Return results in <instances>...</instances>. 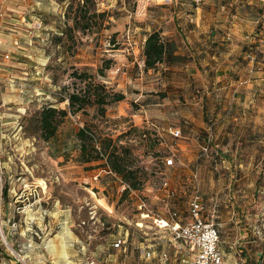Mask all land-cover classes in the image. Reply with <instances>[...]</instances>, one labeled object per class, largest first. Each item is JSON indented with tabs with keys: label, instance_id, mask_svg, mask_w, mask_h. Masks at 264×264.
<instances>
[{
	"label": "rangeland",
	"instance_id": "374dc122",
	"mask_svg": "<svg viewBox=\"0 0 264 264\" xmlns=\"http://www.w3.org/2000/svg\"><path fill=\"white\" fill-rule=\"evenodd\" d=\"M147 2L0 0V264H194L195 251L142 218L137 203L185 223L195 190L203 218L219 230L222 264H264V30L241 48L238 74L217 80L201 61L188 76L180 60L145 72L136 27L151 9L169 14ZM82 3L103 16L69 31ZM196 79L214 113L201 114ZM224 80L228 88L218 89ZM83 91L92 103L80 110L59 102ZM97 93L104 104L93 101ZM113 93L124 98L112 101ZM48 104L68 112L44 141L35 118ZM81 127L123 147L138 189L125 191L104 157L79 161Z\"/></svg>",
	"mask_w": 264,
	"mask_h": 264
},
{
	"label": "crops",
	"instance_id": "0c3cea01",
	"mask_svg": "<svg viewBox=\"0 0 264 264\" xmlns=\"http://www.w3.org/2000/svg\"><path fill=\"white\" fill-rule=\"evenodd\" d=\"M147 1L153 6L166 4L164 7L169 14L162 17L160 12L155 10L156 12L152 13L153 9H151L147 15V21L136 27L137 33H143L140 45L142 63L144 40L149 33L158 31L167 47L168 54L176 56L178 60L182 61L177 69L188 76L199 74L198 66L201 65V61L204 62V65H208L209 70L215 68V73L221 76L217 80L226 77L229 73L238 74L242 70L237 62L241 48L249 46L254 41L252 35H258L264 30V9H262L264 4L259 0ZM224 61H227V64L223 65ZM159 64H163L165 72L175 68L165 62ZM151 69L157 73L156 68ZM148 70L150 69L145 72ZM156 81V84H161L163 90L170 86L167 77L160 76V80L156 78ZM212 84L214 85V82ZM228 84V80L221 81V86L218 89H227ZM204 85V79L197 81L194 85L198 93L196 104L200 100L202 115L208 110L215 112L214 106L207 108L204 102L205 96L207 98L209 94ZM214 87L210 86L209 89L215 91ZM155 92H158V89ZM183 113L187 115V119H190L189 111ZM192 121L193 119H190V122ZM189 125L191 124L189 123Z\"/></svg>",
	"mask_w": 264,
	"mask_h": 264
},
{
	"label": "trees",
	"instance_id": "16d2710c",
	"mask_svg": "<svg viewBox=\"0 0 264 264\" xmlns=\"http://www.w3.org/2000/svg\"><path fill=\"white\" fill-rule=\"evenodd\" d=\"M78 12L81 13V16L72 17L73 25L69 27V31H72L80 20L90 22L91 19H95V17L103 16V13L91 12L89 7L83 3L79 5ZM142 55L144 70L156 68L157 64L162 62L167 63L169 66H173V63L178 61V57L168 54L167 47L163 43L158 31L151 32L146 36L142 46ZM91 86L97 89L101 88L102 85L91 81ZM94 96L93 101L98 105L106 102L105 97L98 93ZM61 97L62 99H60L59 102L67 100L68 108L72 110V112L80 110L85 105L92 103L90 95L86 93V91H83V93L72 92L68 94L67 97L64 95H61ZM123 98L124 96L121 93L111 94L112 101H120ZM67 112V109L56 108L50 104L42 106L35 118L36 124L34 132L42 137L44 141H49L54 138L58 125L61 119L67 115ZM76 137L79 141L78 157L80 162L90 163L100 161L104 157V165L108 169V172L119 176L130 189H138L140 187L141 179L140 176H138L139 170L131 169L128 155L122 153L123 147L117 146L115 140L110 136L96 138L86 127H81L76 132ZM127 190L128 188L125 189V191ZM1 196H6L5 188L1 189Z\"/></svg>",
	"mask_w": 264,
	"mask_h": 264
},
{
	"label": "built area",
	"instance_id": "2783aa9c",
	"mask_svg": "<svg viewBox=\"0 0 264 264\" xmlns=\"http://www.w3.org/2000/svg\"><path fill=\"white\" fill-rule=\"evenodd\" d=\"M264 3V0H259ZM250 61L254 60L251 53L246 54ZM170 133L174 137H179L178 129L170 128ZM167 164L172 163L171 158L165 160ZM96 178V176H94ZM124 183V182H123ZM130 189L126 184L123 186ZM145 203L139 200L137 208L140 210L142 218H151L152 222L159 228H169L174 238L181 239L190 249L195 251L194 264H222V254L218 249L219 230L215 224L206 220L202 216V200L197 190L193 192L188 202L189 220L181 223L171 216L170 220L160 217L158 214L146 211ZM176 213H173L175 216ZM165 262V258H160ZM148 264V263H144Z\"/></svg>",
	"mask_w": 264,
	"mask_h": 264
}]
</instances>
